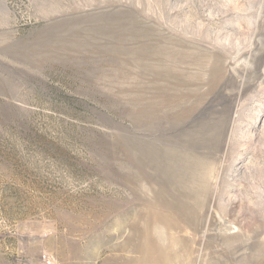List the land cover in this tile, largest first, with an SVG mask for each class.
<instances>
[{
	"label": "rangeland",
	"instance_id": "1",
	"mask_svg": "<svg viewBox=\"0 0 264 264\" xmlns=\"http://www.w3.org/2000/svg\"><path fill=\"white\" fill-rule=\"evenodd\" d=\"M0 264H264V0H0Z\"/></svg>",
	"mask_w": 264,
	"mask_h": 264
},
{
	"label": "bare ground",
	"instance_id": "2",
	"mask_svg": "<svg viewBox=\"0 0 264 264\" xmlns=\"http://www.w3.org/2000/svg\"><path fill=\"white\" fill-rule=\"evenodd\" d=\"M148 112H149V111H148ZM176 118H177V117H176ZM176 118H175V119H176ZM195 164H197V163H195ZM175 165H176V164H175ZM175 167H176V166H175ZM175 167H174L173 165L170 164V165H169L170 172L173 173V172L175 171ZM193 167H194V165H193ZM193 167H192V168H193ZM176 170H177V169H176ZM200 178L204 179L203 177H200ZM200 178H199V179H200ZM201 182L203 183L204 181H201ZM178 184H179V183H178Z\"/></svg>",
	"mask_w": 264,
	"mask_h": 264
}]
</instances>
